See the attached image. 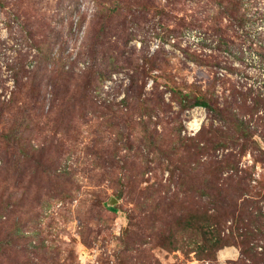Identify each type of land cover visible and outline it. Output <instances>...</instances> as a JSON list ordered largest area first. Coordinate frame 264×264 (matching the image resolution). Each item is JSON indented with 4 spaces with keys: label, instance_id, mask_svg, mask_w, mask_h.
<instances>
[{
    "label": "rangeland",
    "instance_id": "rangeland-1",
    "mask_svg": "<svg viewBox=\"0 0 264 264\" xmlns=\"http://www.w3.org/2000/svg\"><path fill=\"white\" fill-rule=\"evenodd\" d=\"M0 97V264L241 257L168 249L159 230L215 212L212 180L240 240L264 192V0H0Z\"/></svg>",
    "mask_w": 264,
    "mask_h": 264
},
{
    "label": "trees",
    "instance_id": "trees-1",
    "mask_svg": "<svg viewBox=\"0 0 264 264\" xmlns=\"http://www.w3.org/2000/svg\"><path fill=\"white\" fill-rule=\"evenodd\" d=\"M145 59L149 61L147 57ZM192 104L205 105L213 109L206 99L197 98ZM12 105L13 101L11 99L1 100L0 97V117ZM26 128H29V126ZM19 131L20 129L15 130L16 135L13 137L15 140L20 136V134L18 135ZM221 166L215 169V171H220L222 169ZM244 179L246 178H238V184ZM212 183V180L203 182L201 188L209 196V199L213 203H216L218 211L216 210L215 212L217 213L214 211L211 213L209 209L201 210V208L196 212L189 211L185 213L183 210V213L179 217H176L174 224L169 225V227L165 226L164 229L159 230L161 243L166 248L172 250L180 249L185 253L195 251L201 259H214L216 251L223 246L238 243L241 247V257L233 261L232 264H264V211L262 210L264 204H261V202H264V192L258 193L257 196H260L259 200L246 199L244 202L242 216L240 217V222L244 225V230L241 233L242 238L240 240H233L232 236L222 234V228L220 226L221 218L226 216V212L221 213L220 211L224 207H227L232 198L230 197V200L226 197V194L222 195L221 189L223 188V183L217 188H214ZM153 215L156 221H163L162 215L156 213ZM174 225L179 228L174 229ZM183 235L185 238H183ZM261 241H263L262 244ZM259 246L262 247L261 251L256 249Z\"/></svg>",
    "mask_w": 264,
    "mask_h": 264
}]
</instances>
